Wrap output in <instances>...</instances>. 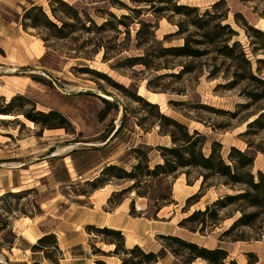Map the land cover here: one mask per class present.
Segmentation results:
<instances>
[{
  "label": "rangeland",
  "instance_id": "1",
  "mask_svg": "<svg viewBox=\"0 0 264 264\" xmlns=\"http://www.w3.org/2000/svg\"><path fill=\"white\" fill-rule=\"evenodd\" d=\"M60 1L79 11L81 22L70 21L66 16L68 9L54 0H0V97L4 98L0 108L12 97H22L11 107L13 116L7 119L0 116V168L5 170L17 166L21 169L22 181L28 182V186L34 180L45 184L50 171L56 178L64 173L60 159L67 151L84 152L72 158L78 165L101 157L103 154L98 148L105 146L103 143L116 127L118 133L108 142H112L109 152H115L112 165L129 172L139 157L133 149H141L148 154L152 167L162 163L157 147L172 145L168 132L174 128L167 127L159 119L163 115L185 125L189 133L196 131L205 136L204 154H208L211 144L217 142L221 146L222 159L229 163L228 153L231 148H236L254 158L248 169L252 175L256 176L258 172L264 175V128L248 126L264 113V98L254 102L247 97L250 92H264L249 81H239L233 75L235 68L230 61L218 57L207 46L199 45L197 41L202 40V31L183 25L187 21L184 16L159 11L165 4L157 0ZM217 1L178 0L177 4L196 7L199 14L208 11L211 16L205 17L209 21L207 30L217 24L228 26L234 33L230 43L238 41L241 44L255 70L256 60L264 59V52L254 50L256 52L251 53L257 45H251L256 41L246 31L244 21L264 32V1L225 0L226 4L213 9L212 5ZM32 6L41 7L57 27L61 26L60 20L76 27L71 32L65 29L66 38L63 39H57L41 28H26L24 23L27 21L23 16ZM51 8L56 9V17L52 16ZM235 13L242 18L234 17ZM87 18L97 26L106 20H121L127 27L119 25L117 30L86 31L82 27L89 26ZM227 33L224 31V37ZM186 39L192 49L204 51L205 55L193 59L168 53L157 58L163 55L161 49L181 47ZM130 58L142 59L148 67L142 64L129 66L127 60ZM261 76L264 77V70ZM103 96L116 98L120 104ZM33 110L60 113L66 120L65 129H42L23 116H17ZM51 123L57 122L51 120ZM88 143L94 145L89 146ZM54 152L61 157L52 158ZM200 174L197 169H185L174 178L145 180L141 189L136 191H145L148 199L131 191L115 197L112 204L107 203V208L113 210L121 202L128 203L129 214L133 200V210L138 217L158 222V227L170 235L209 249H224L228 253L227 261L236 264H264V207H252L238 201L219 211L218 221L211 222L206 218L202 234L191 233L178 225L194 211H203L226 195L246 190L244 186L227 185L223 178L212 177L204 184L201 198L189 206L186 200L197 194L201 187ZM42 175L44 178H40ZM107 182L114 190L112 193H119L133 183L115 178ZM40 188L45 189L25 188L7 192H21L23 195L0 200V217L10 224V228L0 231V261L10 264L6 256L15 243L11 230L13 223L25 217L24 214L38 216L33 203L38 205ZM85 191H90V188L77 180L62 187L58 195L64 201L67 194L77 196ZM7 193L0 192V196ZM169 193L171 202L159 198ZM155 198L162 207L157 214L153 212ZM71 201L73 206L87 204L86 198L80 201L73 198ZM252 214H255L254 219L247 226H232L241 216ZM213 223H216L215 227ZM194 226L199 228L200 224ZM91 237L92 244H96L95 251L91 248L92 254L104 259L106 254L98 244H104L102 241H110L111 238L104 235L96 237L95 234ZM155 240L159 250L163 247L168 251L166 264H183V256L175 257L169 252L167 241L158 237ZM53 259H57V255L53 254ZM192 264L206 262L196 260Z\"/></svg>",
  "mask_w": 264,
  "mask_h": 264
},
{
  "label": "trees",
  "instance_id": "2",
  "mask_svg": "<svg viewBox=\"0 0 264 264\" xmlns=\"http://www.w3.org/2000/svg\"><path fill=\"white\" fill-rule=\"evenodd\" d=\"M177 1L178 0H157L158 3L165 4V7H162L161 9H159V11H169L175 15L184 16L187 21L183 22V25L187 24L193 26L195 29L202 31L200 35V38H202V40L197 41L199 45L207 46L208 48L212 49L213 53H215L218 57L230 61L231 64H233L232 66L235 68L233 75L238 78L239 81H249L259 88H262L264 92V77L261 76L264 70V59H257V66L255 70H253L252 62L247 57V53L241 46V44L238 41H232L230 43V41L232 40L231 35H233L234 33L228 29V26H221L220 24H217L213 27V29L207 30L206 28L209 27V21L206 20L205 17L211 16L208 11H205L203 14H199L198 8L180 5L177 4ZM241 1L251 2L256 0ZM54 2H57L68 9L69 12L66 16L70 21H73L74 23L81 22L80 12L75 8L66 5L60 0H54ZM137 2L139 3V1ZM140 2L149 3L151 1ZM223 4H226L225 0H218L212 5V8L216 9ZM132 11L136 14L139 13L137 9H132ZM51 14L53 17H56V9L51 8ZM234 17L242 18L238 13H235ZM122 18L125 19L127 17L122 16ZM23 20L25 22L27 21V23H24V26L26 28L31 27L32 29L41 28L47 30L51 32V34H53V37L57 39L66 38V34L64 33L65 29L68 28V32H71L76 27L73 23H67L61 20V26L57 27L45 15L42 8L38 6H32L28 10H26L23 16ZM87 22L89 23V26L86 27L85 25H83L82 27L86 31L93 29L99 31L105 28L117 30V27L119 25H122L125 28L127 27V25L121 20H118L116 22H110L106 20L99 26H97L94 21L89 18H87ZM244 27L246 28V31L251 35V37L256 41L254 43H251V45H257L256 49H252L251 53L254 54L256 51L264 52V32L247 25L245 21ZM139 31L140 29L137 31V34H139ZM224 31H228L227 37H224L226 36L224 35ZM161 53L163 55L157 56V58L165 56L168 53H170L174 57H190L193 59H199L203 55H205L204 51L192 49L187 39L185 40L183 46L177 48L161 49ZM127 63L129 66L142 64L145 67H148V64L144 63L142 59L130 58L127 60ZM238 71H241L242 73ZM263 96L264 93L256 94L251 92L247 95V97L254 102L262 100L264 98ZM20 99H22V97H12L7 104L3 105V108H0V116H13L11 107L16 100ZM25 100L28 101L27 99ZM139 100L141 99L139 98ZM3 101L4 98L0 97V102ZM103 101L109 104L108 101ZM148 106L154 107L155 105L148 104ZM20 115L23 116L26 120L41 126L42 129H65L66 120L60 113L56 111L42 113L37 111L34 112L33 110L31 111V113L21 112L17 116ZM159 119L163 120L167 127L174 128V131L168 132L172 145L170 147H157L160 151L162 163H157L150 167L148 154L144 153L141 149H133V152L138 153L139 157L137 158V162L132 165L129 172L126 171L123 167L117 165H106L101 169L98 177L94 178L91 181L85 182V185L90 188V191H85L84 193L78 195L88 197L89 193L108 185L107 181H109L111 178L133 182L132 185H130L126 189H123L119 193H112L107 202L108 204H112L113 199L118 195H124L127 192L141 189V184L145 180L155 179L159 177L174 178V176L181 170L197 169L201 172L200 176L202 177V184L198 193L186 200V204L189 206L196 203L201 198L204 184L212 177L223 178L227 185L244 186L246 187V190L238 194L226 195L222 199H218L211 205L206 206L203 211H194L188 217L179 222L178 225L181 228H184L194 234H202L204 231V222L206 218H209L211 222L218 221L219 211L225 210L227 207L235 204L238 201L245 202L252 207H264V175L258 172L257 175L254 176L248 170L249 167L253 164L254 158L252 156L248 155L245 152H241L236 148H231L228 153L229 163H227L222 159V156L220 154L221 146L217 142H213L211 144L209 153L204 154L203 146L206 143L205 136L199 134L196 131H194L193 133H189L188 128L185 125L177 123L175 120L169 119L168 117H165L163 115L159 116ZM51 120L57 123L52 124ZM248 126L250 128L254 127L257 129H263L264 113L259 114L258 117L254 119ZM117 133L118 131H116L115 135ZM187 182L189 183V181ZM22 195L23 194L21 192L7 193L0 196V200L6 197L17 198ZM136 196L148 199L145 191H136ZM159 198L163 201L171 202L170 193L167 196ZM153 201H155L153 202V212L154 214H157L162 207L158 205V198H155ZM133 202L134 201L132 200L130 203L129 215L132 217H138L139 215H136L134 213ZM33 208L37 211L38 215L41 214L38 205H35L33 203ZM24 215L25 217H33L26 214ZM254 216L255 214L241 216L232 226L237 224L247 226L248 224H250V222H252ZM197 223L200 224L199 228H196L194 226ZM215 224L216 223H213V227L216 226ZM6 228H10V224L8 223L7 219L0 217V231ZM85 231L90 236L95 234L96 237H98L99 235L110 237V241H102L104 244L114 245V250L106 256L112 255L119 257L121 260L120 264H156L165 259L168 254V251H166V249L163 247H161V249L157 253L146 252L137 245L133 246L132 248L126 249L124 247V236L122 232L118 230L98 228L96 226H86ZM13 237L15 238L14 235ZM157 237L169 243V252L173 256H183V264H192L196 260H202L206 262V264H236L234 261H227V251L219 247L209 249L196 243L186 241L180 237L171 235H159ZM91 247L95 251L94 245H91ZM31 250L32 252H42L43 257L51 264H59L58 261L62 258V253L58 249L57 239L54 234H46L39 238L37 242L31 247ZM53 254L57 255V259H53ZM102 255L105 254L102 253ZM95 264L105 263L102 261H96ZM248 264H250V262H248Z\"/></svg>",
  "mask_w": 264,
  "mask_h": 264
},
{
  "label": "crops",
  "instance_id": "3",
  "mask_svg": "<svg viewBox=\"0 0 264 264\" xmlns=\"http://www.w3.org/2000/svg\"><path fill=\"white\" fill-rule=\"evenodd\" d=\"M111 145L112 142L98 148L103 155L97 160L79 165L74 164L72 158L75 154L81 156L84 152L67 151L63 153L60 161L63 163L64 173L61 177L56 178L50 171V177L44 181L45 184L34 180L33 184L28 186V182L22 181L21 169L17 166H10L5 170L0 168V192L2 193L17 192L25 188H45L39 189L37 204L41 214L32 218H19L11 226L15 243L8 250L6 256L10 264H51L43 257L42 252H32L31 250L37 240L46 234H54L57 239L58 249L62 253V258L58 261L59 264H95L96 261H102L105 264H120L121 260L117 256L109 255L104 259L94 257L91 245L95 246L96 244H92V237L85 231L86 226L121 231L126 249L138 245L147 251L156 252L159 250L160 246L155 238L159 235L170 234L160 229L158 222L154 220L130 216L128 203L121 202L113 210H108L107 202L114 192L110 185L89 193L88 197L67 194L62 201V197L58 195V191L62 187L74 184L77 180L91 181L99 176L104 166L112 164L115 152H109L108 149ZM52 156V158L61 157L56 152ZM44 176L42 175L40 178H44ZM73 198L77 201L86 198L87 204L73 206L71 201ZM98 248L108 255L114 250V245L98 244ZM165 260L166 258L156 264H166ZM0 264L8 263L1 260Z\"/></svg>",
  "mask_w": 264,
  "mask_h": 264
},
{
  "label": "water",
  "instance_id": "4",
  "mask_svg": "<svg viewBox=\"0 0 264 264\" xmlns=\"http://www.w3.org/2000/svg\"><path fill=\"white\" fill-rule=\"evenodd\" d=\"M90 92V91H89ZM108 100V99H107ZM108 101H111V102H115L117 103L118 105L120 104V102L116 99V98H113L112 97V100H108ZM117 127L116 129L113 130V132L110 134V136L106 139V141L103 143V145H106L115 135L116 131H117Z\"/></svg>",
  "mask_w": 264,
  "mask_h": 264
},
{
  "label": "bare ground",
  "instance_id": "5",
  "mask_svg": "<svg viewBox=\"0 0 264 264\" xmlns=\"http://www.w3.org/2000/svg\"><path fill=\"white\" fill-rule=\"evenodd\" d=\"M101 95V94H100ZM103 97H105L106 99H109V100H112V97H108V96H103ZM3 119H7L8 118V116H1ZM87 145H94V144H91V143H88Z\"/></svg>",
  "mask_w": 264,
  "mask_h": 264
}]
</instances>
